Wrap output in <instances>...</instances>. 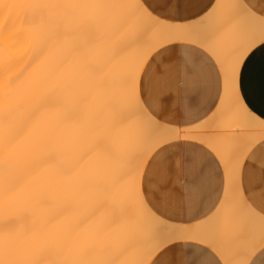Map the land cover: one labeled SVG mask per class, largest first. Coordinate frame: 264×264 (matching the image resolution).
<instances>
[{
	"label": "bare ground",
	"instance_id": "1",
	"mask_svg": "<svg viewBox=\"0 0 264 264\" xmlns=\"http://www.w3.org/2000/svg\"><path fill=\"white\" fill-rule=\"evenodd\" d=\"M211 12V25H191L140 0H0V264H147L191 239L246 264L264 215L238 176L264 120L244 105L237 74L264 20L240 0ZM186 40L213 56L222 93L202 122L170 126L142 102L139 79L153 53ZM181 138L202 141L225 171L222 202L192 225L160 217L140 188L152 152Z\"/></svg>",
	"mask_w": 264,
	"mask_h": 264
},
{
	"label": "crops",
	"instance_id": "2",
	"mask_svg": "<svg viewBox=\"0 0 264 264\" xmlns=\"http://www.w3.org/2000/svg\"><path fill=\"white\" fill-rule=\"evenodd\" d=\"M215 1L147 0L145 4L140 0L159 19L191 25H211ZM250 3L251 7H245L260 16L264 4L256 0H250ZM225 18L221 25H227L231 20L234 22L239 16L233 14ZM179 42L152 54L139 79V91L143 100L149 101L151 112L161 123L186 127L202 122L213 112L222 93L223 75L204 47L193 40ZM200 53L204 54L198 58L202 65L201 73L191 84L181 86L180 55L189 58ZM188 72L191 75L192 70L189 68ZM237 88L247 109L264 120V42L256 44L244 55L238 69ZM260 141L246 152L240 164L238 181L248 204L262 214L264 170L259 167V160L264 156L259 153L250 155ZM182 181L198 183V195L194 198L182 197L180 189L187 191ZM140 188L147 205L160 217L171 223L192 225L210 216L222 202L225 171L216 154L202 141L181 138L162 144L152 152L143 166ZM259 249L251 254L246 264L252 260L254 264H264V254H257ZM154 258L156 264H223L215 251L192 239L162 246L147 264H151Z\"/></svg>",
	"mask_w": 264,
	"mask_h": 264
},
{
	"label": "snow or ice",
	"instance_id": "3",
	"mask_svg": "<svg viewBox=\"0 0 264 264\" xmlns=\"http://www.w3.org/2000/svg\"><path fill=\"white\" fill-rule=\"evenodd\" d=\"M143 2L146 4L147 0H143ZM257 3H261L264 4V0H256ZM242 3L244 5H247L249 7H251V3L250 0H242ZM237 7H240V5H237ZM253 11H255V9H252ZM260 16L261 19L264 20V9H262L260 11ZM264 42V41H261ZM194 52H196V49H193ZM204 56L203 53H200L199 55L193 56V57H189V58H183L180 55V62H181V76H182V80H181V86H186L191 84L194 81V78L201 73L202 71V65L200 64V62L198 61V58ZM192 70L191 75L188 72V69ZM227 75V74H225ZM142 102L145 104V106L148 108V111L151 112L150 107H149V101L148 100H142ZM152 113V112H151ZM152 115H154L152 113ZM259 153L261 156H264V140L260 141L253 149H252V153L250 155H255ZM195 161L193 162V167H195ZM259 167L264 170V159H260L259 160ZM181 171H184L183 169H181ZM182 183L185 184V188L187 189V191H185L184 189H180V193L182 194V197L184 196H188L189 198H194L195 196L198 195L199 193V186L198 183H186L185 181H182ZM261 198L262 200H264V192L261 193ZM261 213L264 214V208L260 209ZM257 254H264V241H262L259 252ZM151 264H156V258H154L151 261ZM249 264H254V260L250 261Z\"/></svg>",
	"mask_w": 264,
	"mask_h": 264
}]
</instances>
